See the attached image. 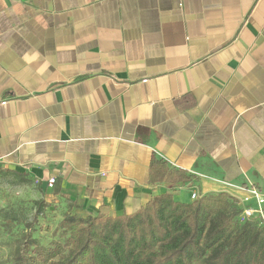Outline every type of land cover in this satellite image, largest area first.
Masks as SVG:
<instances>
[{"label": "crops", "instance_id": "obj_1", "mask_svg": "<svg viewBox=\"0 0 264 264\" xmlns=\"http://www.w3.org/2000/svg\"><path fill=\"white\" fill-rule=\"evenodd\" d=\"M0 168L82 217L264 195V0H0Z\"/></svg>", "mask_w": 264, "mask_h": 264}, {"label": "trees", "instance_id": "obj_2", "mask_svg": "<svg viewBox=\"0 0 264 264\" xmlns=\"http://www.w3.org/2000/svg\"><path fill=\"white\" fill-rule=\"evenodd\" d=\"M5 173L28 181L17 170L0 168ZM163 178L189 179L181 171L169 172L163 161H153L152 182ZM33 204L30 219L15 213L3 216L10 264H264V226L257 220L240 222L238 202L225 192L190 203L165 193L133 213L116 216L82 217L68 211L59 223L61 239L48 244L34 232L39 213L50 204L43 199Z\"/></svg>", "mask_w": 264, "mask_h": 264}, {"label": "rangeland", "instance_id": "obj_3", "mask_svg": "<svg viewBox=\"0 0 264 264\" xmlns=\"http://www.w3.org/2000/svg\"><path fill=\"white\" fill-rule=\"evenodd\" d=\"M43 195L35 182H24L6 173L0 174V264H10L11 261V246L4 241L8 238L6 237L8 234H5V229H3V216L6 213H15L29 219L32 218L35 214L33 203L35 200L43 199ZM48 204L50 207L46 209L44 214L39 213L35 224L36 231L34 234L39 237L43 244H48L56 238L61 239L59 223L64 213L69 211L77 214L76 210L71 207L67 208V201L57 200ZM252 220L256 221V219ZM19 228L13 227L12 231H17Z\"/></svg>", "mask_w": 264, "mask_h": 264}, {"label": "built area", "instance_id": "obj_4", "mask_svg": "<svg viewBox=\"0 0 264 264\" xmlns=\"http://www.w3.org/2000/svg\"><path fill=\"white\" fill-rule=\"evenodd\" d=\"M55 182L54 178L48 180V186L52 187ZM225 188H234L243 190L245 195L241 199H237L238 205L240 207V212L238 218L240 221L244 222L246 220L256 219L259 224L264 226V195L254 187L244 188L237 186L228 182H221ZM198 198L197 193L194 191L191 194V199L195 200ZM253 199L255 201V206L249 205V201Z\"/></svg>", "mask_w": 264, "mask_h": 264}]
</instances>
